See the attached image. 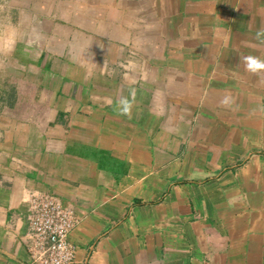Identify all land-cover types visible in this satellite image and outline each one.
I'll use <instances>...</instances> for the list:
<instances>
[{"label":"crops","instance_id":"obj_1","mask_svg":"<svg viewBox=\"0 0 264 264\" xmlns=\"http://www.w3.org/2000/svg\"><path fill=\"white\" fill-rule=\"evenodd\" d=\"M13 9L1 38L14 82L0 103V264H35L34 192L73 208V264H264V83L240 63L264 58V0ZM132 88L129 118L117 93ZM226 94L235 110L220 105Z\"/></svg>","mask_w":264,"mask_h":264},{"label":"built area","instance_id":"obj_2","mask_svg":"<svg viewBox=\"0 0 264 264\" xmlns=\"http://www.w3.org/2000/svg\"><path fill=\"white\" fill-rule=\"evenodd\" d=\"M28 239L35 264H73L76 248L69 235L77 224L74 210L58 196L34 192L29 195Z\"/></svg>","mask_w":264,"mask_h":264},{"label":"clouds","instance_id":"obj_3","mask_svg":"<svg viewBox=\"0 0 264 264\" xmlns=\"http://www.w3.org/2000/svg\"><path fill=\"white\" fill-rule=\"evenodd\" d=\"M256 39L264 42V27H261L256 32ZM240 63L243 65L244 70L259 78L261 83H264V58L256 55H241ZM117 105L118 111L121 116H127L131 118L132 110L135 100V89H129L128 96H121L119 91L117 93ZM236 104L235 98L231 94L224 95L220 100V105L224 108L235 110ZM257 109H253L252 114L256 113ZM261 113H264V107L258 109Z\"/></svg>","mask_w":264,"mask_h":264},{"label":"rangeland","instance_id":"obj_4","mask_svg":"<svg viewBox=\"0 0 264 264\" xmlns=\"http://www.w3.org/2000/svg\"><path fill=\"white\" fill-rule=\"evenodd\" d=\"M15 2L16 0H0V103L5 102L3 97L9 94L7 91H9L10 85H13L11 82H14L12 80L14 79L12 77V65H8L10 60L6 57V50L2 45L1 38H4L5 27L13 16ZM9 83L11 84L8 85Z\"/></svg>","mask_w":264,"mask_h":264}]
</instances>
